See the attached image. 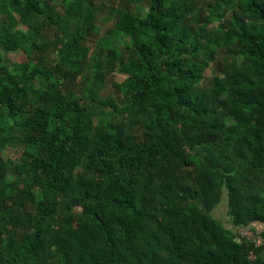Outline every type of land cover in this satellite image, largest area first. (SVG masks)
<instances>
[{
	"label": "trees",
	"instance_id": "obj_1",
	"mask_svg": "<svg viewBox=\"0 0 264 264\" xmlns=\"http://www.w3.org/2000/svg\"><path fill=\"white\" fill-rule=\"evenodd\" d=\"M115 1L89 55L93 0H69L72 31L45 18V34L43 0H0V264H264V0H235L214 37L188 15L212 0ZM10 50L28 57L21 71L4 63ZM87 61L93 76L75 90ZM113 71L120 106L99 95ZM223 193L230 228L210 214Z\"/></svg>",
	"mask_w": 264,
	"mask_h": 264
},
{
	"label": "rangeland",
	"instance_id": "obj_2",
	"mask_svg": "<svg viewBox=\"0 0 264 264\" xmlns=\"http://www.w3.org/2000/svg\"><path fill=\"white\" fill-rule=\"evenodd\" d=\"M45 4L41 6L42 8V15L37 18L38 20V28L36 31L44 32L45 30V25H43L44 19H52L54 22H61L62 27L66 26V30L71 29V24L73 23V17L68 16L64 13V8L69 0H43ZM195 0H174L172 3L176 6H179L181 8L182 4H186L191 8L193 7V3ZM93 3L96 7V12H95V24L100 28V32L98 34H90L89 38L86 42V46L89 48V55L95 54L98 52V45L100 43V36L101 32L110 26L114 20H116L117 14L114 12L113 14H110L107 11V8L111 5H114L115 7L119 8L120 5L115 1V0H93ZM235 4V0H219L216 2V0H212L211 5H205L202 4L201 1H199V6L201 7L200 12L198 8L193 7L191 10L188 11V15L190 19H195V16L197 13H200L201 19L203 21L208 22L209 28L212 30L213 35L211 37L215 36V26L217 24V21L219 20L220 16L222 14H227L230 9ZM142 10L140 13H138L140 16L143 15L146 11V3L142 2L141 4ZM6 20V17L4 15H0V22H3ZM193 24V23H192ZM19 27L24 29L25 31H28V29L23 26L21 22L18 24ZM44 30V31H43ZM217 30V29H216ZM124 36V35H123ZM48 39H51L49 37V34L47 33ZM131 40L129 39L128 36H124L121 38L119 41L114 42V47H118L120 45H124L125 43H129ZM103 54V53H102ZM101 54V55H102ZM3 58L5 59L6 64H8V67L11 72H18L21 71L22 67L26 64L28 61V57L22 52V51H7L2 53ZM44 62L49 65L50 67L54 66L57 62V51L54 46H49L48 50H46L43 54ZM215 58L218 59V62H221V58H228L225 56L219 49H217V52L215 54ZM92 63L90 61H87L82 64L81 68L78 70L77 75L75 77V80H72L69 84V86L74 87L75 90H78L80 86L82 87V83L93 76L92 72ZM215 65V63H212L208 75L212 73V68ZM60 76L64 81L68 79V74H71L70 69L66 68L65 66L59 65L58 67ZM103 72H97V74H101ZM125 78L124 75L113 71L111 73H104V76L102 78V87L100 89L99 95L101 98H106V99H114L117 100V105L120 106L121 103H119V98L121 97L120 93L112 86V82H121ZM33 86L36 88H44L45 87V82L42 81L39 78H35L33 80ZM112 123L113 125L120 126V127H125L126 124H130V121L124 120L123 117L115 114L112 117ZM135 134H140V130L136 129ZM1 155L4 158H10L17 162L21 156V151L18 150L17 148L13 146H8L6 149H3L1 151ZM9 177H12V175H9ZM222 199L220 203L213 208V210L210 212L212 216L220 221L222 223L230 228V223L228 220V217L226 216V202H225V193L222 195ZM77 212H79V208H75Z\"/></svg>",
	"mask_w": 264,
	"mask_h": 264
},
{
	"label": "built area",
	"instance_id": "obj_3",
	"mask_svg": "<svg viewBox=\"0 0 264 264\" xmlns=\"http://www.w3.org/2000/svg\"><path fill=\"white\" fill-rule=\"evenodd\" d=\"M237 236L240 238H245L247 240L253 241L256 245H259L262 241V238L260 236H257L253 234L250 229H248L246 226H237L235 228Z\"/></svg>",
	"mask_w": 264,
	"mask_h": 264
},
{
	"label": "crops",
	"instance_id": "obj_4",
	"mask_svg": "<svg viewBox=\"0 0 264 264\" xmlns=\"http://www.w3.org/2000/svg\"><path fill=\"white\" fill-rule=\"evenodd\" d=\"M258 230L264 231V224H256L255 226Z\"/></svg>",
	"mask_w": 264,
	"mask_h": 264
}]
</instances>
